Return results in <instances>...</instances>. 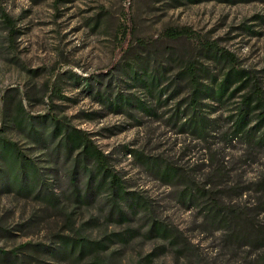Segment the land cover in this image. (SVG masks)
<instances>
[{"label": "rangeland", "instance_id": "rangeland-1", "mask_svg": "<svg viewBox=\"0 0 264 264\" xmlns=\"http://www.w3.org/2000/svg\"><path fill=\"white\" fill-rule=\"evenodd\" d=\"M0 264H264V0H0Z\"/></svg>", "mask_w": 264, "mask_h": 264}, {"label": "trees", "instance_id": "trees-1", "mask_svg": "<svg viewBox=\"0 0 264 264\" xmlns=\"http://www.w3.org/2000/svg\"><path fill=\"white\" fill-rule=\"evenodd\" d=\"M5 21H6V23L10 24L9 23V20L7 18H6ZM10 31H12V29ZM222 54L224 56L225 53H222ZM226 58L229 59L230 57L227 56ZM188 71H189L188 76L190 78V81H191L192 87H193V94L191 95L190 104L189 105L195 111L196 108L199 105L200 94L202 93V91L200 90V85L198 84L195 70L193 68H190V69H188ZM228 78L229 77H227V79L224 81V83L221 84V86H223V87L225 86V84L228 82ZM249 102H250V99L248 97H246L243 100V105L244 106H249V104H250ZM193 118L196 119L195 124H197V120H199L200 118L198 119V117L195 116V115L193 116ZM67 138L68 139H71L72 144L75 142V140L82 141L83 142V145H85L84 151L86 153H88V155H90V157H92V158H94L96 160L97 165L99 166L100 170H102L104 172V175L105 176H108L111 179L110 184L114 187L115 192L118 193L119 191H122V187H121V184L119 183V180L116 178V176L110 175L109 172H108V170L104 166V163H105L104 157L102 156V154L100 152L96 151L92 147V144L90 142L86 141L84 138L78 137L77 135L71 136L69 134ZM14 151L17 153L16 156L18 158L23 159V157L20 156V153L16 150L15 147H14ZM4 255H6V254H4Z\"/></svg>", "mask_w": 264, "mask_h": 264}]
</instances>
